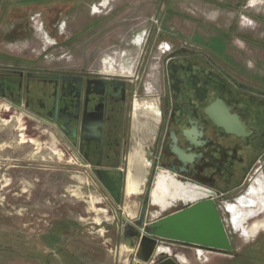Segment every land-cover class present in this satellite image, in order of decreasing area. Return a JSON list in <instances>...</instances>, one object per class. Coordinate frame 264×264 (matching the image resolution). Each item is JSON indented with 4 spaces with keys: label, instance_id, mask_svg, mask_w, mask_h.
I'll use <instances>...</instances> for the list:
<instances>
[{
    "label": "rangeland",
    "instance_id": "rangeland-1",
    "mask_svg": "<svg viewBox=\"0 0 264 264\" xmlns=\"http://www.w3.org/2000/svg\"><path fill=\"white\" fill-rule=\"evenodd\" d=\"M172 50L202 53L240 81L264 83V0H0V72L134 79L138 90L129 116L139 123L130 129L129 157L153 143L148 128L158 124L156 103ZM49 131L23 101L0 95V264H155L164 256L176 264H227L247 244L264 241V229L248 240L235 232L219 202L237 255L204 249L199 256L196 246L150 237L130 248L119 229L137 220L136 211L125 208L128 215L122 218L104 200L93 167L63 139L54 143ZM143 172L148 197L154 177L147 165ZM137 182L138 176L130 175L129 192ZM130 198L132 203L139 199ZM56 231L50 256L53 249L40 246L38 239ZM258 249L250 250L249 258L260 259Z\"/></svg>",
    "mask_w": 264,
    "mask_h": 264
},
{
    "label": "flooded vegetation",
    "instance_id": "flooded-vegetation-1",
    "mask_svg": "<svg viewBox=\"0 0 264 264\" xmlns=\"http://www.w3.org/2000/svg\"><path fill=\"white\" fill-rule=\"evenodd\" d=\"M167 55L156 103L158 124L149 129L155 137L145 151L147 167L152 178L158 169H168L184 181L217 191L215 202L230 214L233 230L248 240L264 229V83L240 81L202 53L172 50ZM137 90L134 79L122 76L0 72V95L11 102L21 98L31 115L52 124L71 149L99 170L97 179L108 193L107 188L114 190L117 164L126 152L131 97ZM64 123L76 129V143L70 133L61 132ZM127 228L126 234L135 235L137 222ZM230 243V251L196 247L199 256L204 249L237 255ZM256 245L262 257L245 260L264 264V241H253L240 252L248 249L250 254ZM227 264H239L238 258Z\"/></svg>",
    "mask_w": 264,
    "mask_h": 264
},
{
    "label": "water",
    "instance_id": "water-1",
    "mask_svg": "<svg viewBox=\"0 0 264 264\" xmlns=\"http://www.w3.org/2000/svg\"><path fill=\"white\" fill-rule=\"evenodd\" d=\"M111 85L113 84L111 83ZM46 119L51 120L48 116ZM60 129L66 136L70 133L72 142L76 143V129H73L68 123L61 124ZM87 130H89L87 126L82 129L81 145L85 141ZM98 171L94 170V173L99 179ZM161 176L165 177L164 185L168 186L162 191L160 189L163 187L158 188V180ZM173 183L176 184L178 191L175 188L170 191L169 187ZM122 185V172L118 171L114 190L107 188L117 204L120 203ZM174 190L177 193L176 196H169ZM155 191L163 196L167 202L165 206L154 201ZM217 196L218 192L210 187L184 181L168 169H158L155 172L148 195L145 222H142L143 215H141L136 220L137 232L135 235H129L126 234V231L130 223L125 221L126 223L123 225L124 241L130 248H134L137 246L138 240L142 241L150 237L184 245L206 247L212 250L230 251V237L220 213V205L215 202ZM157 264L176 263L172 258L164 256Z\"/></svg>",
    "mask_w": 264,
    "mask_h": 264
},
{
    "label": "crops",
    "instance_id": "crops-1",
    "mask_svg": "<svg viewBox=\"0 0 264 264\" xmlns=\"http://www.w3.org/2000/svg\"><path fill=\"white\" fill-rule=\"evenodd\" d=\"M38 122L41 123V124L44 123L46 126L49 127V129H50V131H49L50 132V137L54 141V143H58L60 138L63 139L62 136H60L58 133H56L54 131V127L52 126V124H50V123H48V122H46L44 120H41V119H38ZM135 123L138 124L139 122L133 121L132 116L129 117L130 129L133 128V125H135ZM148 130H149V128H148ZM145 132H147V131L145 130ZM148 133H150V132L148 131ZM154 137H155V135L153 136V141H154ZM125 139H126V142H127L126 152L121 155L120 162L117 164L118 169L122 172V176L124 177L123 178L122 190H121L120 203L119 204L115 203V201H114L113 197L111 196V194L108 193L106 190H104L105 193H106V196L104 197V200H106L108 202L109 201L112 202V204L115 206V210H117L120 213L122 218L124 217L123 215H125V216L128 215V214H126L125 208H126V210L127 209L131 210L133 208V210L136 211V216H134V217L137 219V217L141 213V209L143 207V208H145L144 209L145 210L144 211V216H143V218L145 220L146 213H147V210H148V197H145V192H146L145 184L147 182V179H146V174L143 172V170L146 168V165L148 164V159L146 158V155H145L146 152L145 151L147 149H149L152 146V144L150 143L151 145L150 144L143 145L142 146V150H144V151L140 150L142 152L141 155L136 153L133 157H129L128 149L130 147L131 142L134 140V136H133L131 131L129 132V134H127ZM41 141H43V142H39V143H44L46 146L48 145L47 147L50 150L53 151V149H56V145H54V143L51 144L50 141L47 142L46 140H41ZM142 141L144 142V140H142ZM131 164H132L134 169L131 168ZM118 169H115V174L117 173ZM130 175L138 176L137 185L135 187V190L132 191V192H129V190H128V179H129ZM132 195L135 196V197H137V196L139 197L138 200H134V202L136 201L135 203H132V200L130 198ZM127 196H128V198H126ZM127 221L130 224L136 223L135 220L134 221L127 220ZM119 230H121V234H122L123 227H121ZM117 248H118V246L116 247V249ZM160 251L161 252H169L170 249H167L166 247H161Z\"/></svg>",
    "mask_w": 264,
    "mask_h": 264
},
{
    "label": "trees",
    "instance_id": "trees-1",
    "mask_svg": "<svg viewBox=\"0 0 264 264\" xmlns=\"http://www.w3.org/2000/svg\"><path fill=\"white\" fill-rule=\"evenodd\" d=\"M14 102L16 104H21L22 100H21V98H19V99H16ZM57 233H60V232L56 231L53 234H51L50 236L47 235V236L39 237V239H38V243H40V246L46 245V246L50 247L51 249H53V251H51L52 255H50V256H53L54 249H56V247L54 246V243L58 240V236L56 235ZM40 251H42V247H41ZM244 256H245V258L251 256L250 254H248V249H246V251L244 249L242 254L237 256L239 264H241L242 261L245 260ZM38 262L44 263L45 262L44 257L38 256ZM245 263H247V262H245Z\"/></svg>",
    "mask_w": 264,
    "mask_h": 264
},
{
    "label": "bare ground",
    "instance_id": "bare-ground-1",
    "mask_svg": "<svg viewBox=\"0 0 264 264\" xmlns=\"http://www.w3.org/2000/svg\"><path fill=\"white\" fill-rule=\"evenodd\" d=\"M164 181H165V177H163V176L159 177L158 188L163 187L162 189H160L161 191L168 188L167 185H164ZM130 183L132 184L131 179H130ZM172 188H175V190L178 191V188L176 187V184H174V183L172 184V186L169 187V189H171L170 191H172ZM175 190H174V192H171L169 194V196H171V197L176 196L177 193L175 192ZM154 201H156L157 203H160L162 206H165L167 204V202L165 201L163 196L160 193L158 194L157 191H155V193H154ZM166 248L169 249V247H166Z\"/></svg>",
    "mask_w": 264,
    "mask_h": 264
}]
</instances>
